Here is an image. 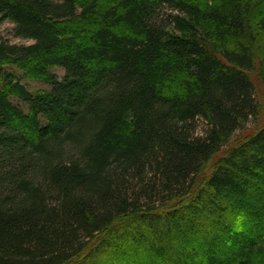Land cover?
<instances>
[{
  "label": "trees",
  "instance_id": "16d2710c",
  "mask_svg": "<svg viewBox=\"0 0 264 264\" xmlns=\"http://www.w3.org/2000/svg\"><path fill=\"white\" fill-rule=\"evenodd\" d=\"M5 22L30 44L0 40V264H264V124L231 143L264 109V0H0Z\"/></svg>",
  "mask_w": 264,
  "mask_h": 264
},
{
  "label": "rangeland",
  "instance_id": "374dc122",
  "mask_svg": "<svg viewBox=\"0 0 264 264\" xmlns=\"http://www.w3.org/2000/svg\"><path fill=\"white\" fill-rule=\"evenodd\" d=\"M13 29L14 26L13 24L9 23V22H5L2 25H0V40L2 41H6L10 44H16V45H28L30 44V42L28 41H24L21 39H17L14 37L13 35ZM11 70V68H10ZM15 70V69H13ZM52 71L54 73H57L59 75V78H63L65 75V70L60 69V68H53ZM17 73L18 77H20L21 82L23 85H25L27 87V89L33 93L36 92H42L44 90H49L50 87L44 83L43 81H39L36 79H31V78H25L24 75L22 74V72L19 71H14ZM256 83L258 84L260 82V80L257 77H254ZM13 102L21 107H25V105L19 101L16 98H13ZM262 114H260L259 119H250L249 122L246 124L245 129L239 131L238 133L235 134V136L233 137L231 143H234L235 141H240L243 138L249 136L250 134H252L253 132L256 131L257 128H259V126H262L264 124V109L261 112ZM200 132L203 131V128L201 126L200 128ZM205 179V178H204ZM262 198L258 199L256 197H252L250 199V207L252 208V206H256L259 207V204L262 203ZM259 210H256L255 212L257 213L258 216H260L259 218H261L263 216V209L261 207H259ZM253 209V208H252Z\"/></svg>",
  "mask_w": 264,
  "mask_h": 264
}]
</instances>
